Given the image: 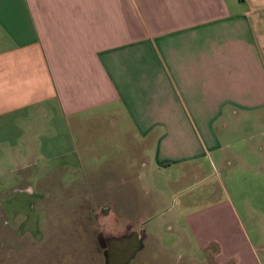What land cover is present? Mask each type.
<instances>
[{
  "label": "crops",
  "instance_id": "obj_1",
  "mask_svg": "<svg viewBox=\"0 0 264 264\" xmlns=\"http://www.w3.org/2000/svg\"><path fill=\"white\" fill-rule=\"evenodd\" d=\"M217 166L244 202L163 210ZM56 173L95 219L155 224L166 255L144 264H264V0H0V196L45 198ZM129 193L136 216L93 204Z\"/></svg>",
  "mask_w": 264,
  "mask_h": 264
},
{
  "label": "rangeland",
  "instance_id": "obj_2",
  "mask_svg": "<svg viewBox=\"0 0 264 264\" xmlns=\"http://www.w3.org/2000/svg\"><path fill=\"white\" fill-rule=\"evenodd\" d=\"M218 172L222 173L218 166L208 167L204 175L190 182L186 189L178 186L170 188L172 190L168 199L170 201L163 210L177 208L176 201L185 195L196 199L197 202L209 200V195L213 196L217 190L221 192L219 196L223 200L230 198L234 202H244L246 190L250 188L248 186L240 188V180L236 176L226 183L225 177L220 179ZM59 176L58 173L51 175L46 183L50 191L44 194L45 198L41 193L39 196L27 198L10 192L0 196V264H106L105 249L108 248V241L134 234L140 236L146 243L145 249L140 251L130 264H144L140 258L147 252L149 255L145 258L154 261H158V255H166L159 243L151 241L150 234L155 224L150 223L149 229L144 230L148 241L143 230L142 232L125 230L128 224L124 221H113L111 225L106 219L105 212L99 213L95 219L96 215L87 211L92 205V198L81 197V194L89 193H82L83 188L79 182L71 184L70 187H60ZM173 178V173L163 176L161 188L164 192H167V180ZM122 195L118 194L111 198L98 197L94 199L93 204L100 205L104 201H111L115 209L116 207L119 210L131 209L130 214L136 216L135 206H138L136 197L130 193ZM255 199L249 197L247 204L261 206V201L258 200L257 203ZM241 205L246 206V203ZM154 216L165 218L161 213H154L152 218ZM156 232L163 237L165 247L173 246L182 235L181 227L170 230L163 228ZM193 251H197L196 247H193ZM196 253L201 255L199 251Z\"/></svg>",
  "mask_w": 264,
  "mask_h": 264
},
{
  "label": "water",
  "instance_id": "obj_3",
  "mask_svg": "<svg viewBox=\"0 0 264 264\" xmlns=\"http://www.w3.org/2000/svg\"><path fill=\"white\" fill-rule=\"evenodd\" d=\"M115 243L120 245V247L117 248L118 252L113 253L111 246L106 254V264H130L138 252L143 248L138 235L115 240Z\"/></svg>",
  "mask_w": 264,
  "mask_h": 264
},
{
  "label": "flooded vegetation",
  "instance_id": "obj_4",
  "mask_svg": "<svg viewBox=\"0 0 264 264\" xmlns=\"http://www.w3.org/2000/svg\"><path fill=\"white\" fill-rule=\"evenodd\" d=\"M123 238V237H122ZM116 240V239H115ZM115 240H109L108 241V248L105 249V257H106V254L108 253V251L110 250L111 246H112V251L115 250L117 248V244L118 243H115ZM119 240V238L117 239Z\"/></svg>",
  "mask_w": 264,
  "mask_h": 264
},
{
  "label": "bare ground",
  "instance_id": "obj_5",
  "mask_svg": "<svg viewBox=\"0 0 264 264\" xmlns=\"http://www.w3.org/2000/svg\"><path fill=\"white\" fill-rule=\"evenodd\" d=\"M116 246H117V248L120 247L119 244H117ZM117 248H116L115 250H113V253H117V252H118V251H117Z\"/></svg>",
  "mask_w": 264,
  "mask_h": 264
},
{
  "label": "trees",
  "instance_id": "obj_6",
  "mask_svg": "<svg viewBox=\"0 0 264 264\" xmlns=\"http://www.w3.org/2000/svg\"><path fill=\"white\" fill-rule=\"evenodd\" d=\"M240 1H244V0H240Z\"/></svg>",
  "mask_w": 264,
  "mask_h": 264
}]
</instances>
